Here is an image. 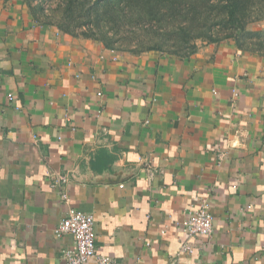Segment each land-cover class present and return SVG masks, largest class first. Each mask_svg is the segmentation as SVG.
Masks as SVG:
<instances>
[{"label": "crops", "instance_id": "1", "mask_svg": "<svg viewBox=\"0 0 264 264\" xmlns=\"http://www.w3.org/2000/svg\"><path fill=\"white\" fill-rule=\"evenodd\" d=\"M69 207L118 264H264V51H118L0 0V264H64Z\"/></svg>", "mask_w": 264, "mask_h": 264}, {"label": "trees", "instance_id": "2", "mask_svg": "<svg viewBox=\"0 0 264 264\" xmlns=\"http://www.w3.org/2000/svg\"><path fill=\"white\" fill-rule=\"evenodd\" d=\"M24 1L35 19L115 50L125 41L127 45L148 41L142 50L187 54L197 49L192 39L216 42L232 38L242 50L264 51V30L245 28L249 13L261 11L262 15L254 18H264V0H56V8L50 9L46 8L49 0ZM214 7L219 10V20L207 11ZM180 16L184 19H178L175 27L183 31L181 42L174 40L168 45V34L150 28L162 25L167 17ZM216 27L226 28L227 32L220 36ZM141 28L146 31L140 36L137 29ZM78 29L80 32H76Z\"/></svg>", "mask_w": 264, "mask_h": 264}, {"label": "built area", "instance_id": "3", "mask_svg": "<svg viewBox=\"0 0 264 264\" xmlns=\"http://www.w3.org/2000/svg\"><path fill=\"white\" fill-rule=\"evenodd\" d=\"M60 180L64 181V178H55L54 182ZM213 219L208 199L200 198L187 208L185 217L178 224L189 239L196 235H209L213 230ZM54 233L56 236L69 234L73 238L72 248L64 253V264H85L89 260H94L96 264H118L111 256L96 250L94 218L90 212L69 207L54 228ZM193 249L188 240L180 248L182 252L188 253L193 252Z\"/></svg>", "mask_w": 264, "mask_h": 264}, {"label": "rangeland", "instance_id": "4", "mask_svg": "<svg viewBox=\"0 0 264 264\" xmlns=\"http://www.w3.org/2000/svg\"><path fill=\"white\" fill-rule=\"evenodd\" d=\"M7 1V0H6ZM22 3H25L24 0H19ZM262 1V0H261ZM58 1L56 0H49L46 3V8L50 9V8H56ZM210 14L211 17H213L214 20H219L220 18V14L218 13L219 10L217 7H214L211 11L207 10ZM261 11H253L251 13H249V18L245 21V28L247 30H251V29H263L264 30V18L261 19H255L254 17H256L257 15H262L260 14ZM178 19H184L183 17H176V18H171V17H167V20H164L162 25H158L156 26L153 25L150 28L157 30V32H163L164 34H168L170 40H168V45L171 42H174V40H176L177 42H181L182 40V35H183V31L182 30H178L177 27H175V24L177 25ZM153 24V23H150ZM148 25V23L146 24ZM193 29V28H191ZM138 33L141 36V32L143 33L144 31H146L145 29L141 28V29H137ZM76 32H80V29H78ZM215 32L218 33V35L222 36L225 32H227L226 28L223 27H216ZM222 39H226V38H222ZM140 40V38H139ZM175 41V42H176ZM193 42H195V44H197V48L198 45L202 42H208L206 39H201V38H197V39H192ZM128 43L125 41L124 43H121V45L118 47V51H132V52H142V51H146V50H142L144 48V46L146 44H148V41H137V43H132L130 45H127ZM168 48H172V46L168 47Z\"/></svg>", "mask_w": 264, "mask_h": 264}]
</instances>
